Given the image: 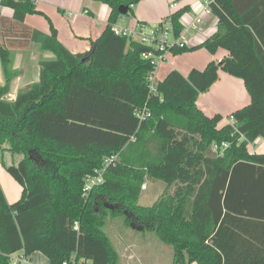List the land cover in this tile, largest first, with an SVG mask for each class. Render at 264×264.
Masks as SVG:
<instances>
[{
	"label": "trees",
	"instance_id": "obj_1",
	"mask_svg": "<svg viewBox=\"0 0 264 264\" xmlns=\"http://www.w3.org/2000/svg\"><path fill=\"white\" fill-rule=\"evenodd\" d=\"M96 1L109 7L107 23L90 49L72 53L52 24L50 33L25 25L27 14H43L34 0H1L13 10L15 32L0 44V163L21 194L9 202L0 185V264H14L19 252L29 261L35 251L50 264H120L104 230L108 213L155 230L171 247L172 264H264V153L248 150L264 138V12L255 15L253 0H210L215 30L170 51L222 48L227 55L186 75L172 68L151 86L157 64L142 54L152 47L113 30L141 0ZM188 9L158 25L170 22L177 35ZM30 40L53 58L39 63L38 80L8 99L15 75L9 47ZM219 70L241 78L249 95L225 121L196 104ZM214 142L227 146L213 156ZM3 152L21 158L8 164ZM97 172L101 182L86 188ZM145 176L165 183L151 205L139 203Z\"/></svg>",
	"mask_w": 264,
	"mask_h": 264
},
{
	"label": "crops",
	"instance_id": "obj_2",
	"mask_svg": "<svg viewBox=\"0 0 264 264\" xmlns=\"http://www.w3.org/2000/svg\"><path fill=\"white\" fill-rule=\"evenodd\" d=\"M34 3L43 14H27L24 19L25 25L43 33H50V24H52L56 28L57 39L72 53L83 52L92 47L89 39L94 41L100 36L107 23L110 11L106 4L96 0H34ZM171 3H175L173 8L170 6ZM199 3L200 0H141L132 6L133 15L123 16V19L128 23L123 28H133L136 23H142L146 26L152 24V28L182 6L188 5L189 12L197 11L200 7ZM249 6L254 8L255 15L264 12L261 11V9H264V0H253ZM12 14L13 10L2 5L0 0L1 45L5 44V33L15 32V30L10 29ZM215 24L214 16L209 17L206 21V26L212 25L213 29L216 28ZM13 37L16 39V36ZM180 55L174 56L171 54L170 60L161 71V75L157 76L156 71L155 79L162 78L168 70L177 67L175 65L177 57ZM225 55H227V52L222 48H219L214 54L210 52L208 54L202 53L201 56L204 61H200V63L195 60L193 54H189V66L179 70L186 75L191 68L202 69L208 61L214 60L217 62ZM52 58L53 55L50 52L41 49L39 43L31 40L22 48L9 47L8 70L15 75L10 81L6 97L14 99L19 88L38 80L39 63ZM218 75V79L210 88L199 94L196 104L207 115L220 113L225 121V117L234 109L249 102V95L241 78L232 76L222 70H219ZM4 80L5 76L0 60V84L4 83ZM248 150L255 153H264V138L259 137L254 142L249 143ZM143 189H146V187ZM3 192L6 197L4 190ZM6 199L9 202L14 200H9L7 197ZM21 253H14L11 257L16 258L14 256H21ZM26 263L50 264L49 259L38 251L33 252ZM194 263L197 264L196 262L190 264Z\"/></svg>",
	"mask_w": 264,
	"mask_h": 264
},
{
	"label": "rangeland",
	"instance_id": "obj_3",
	"mask_svg": "<svg viewBox=\"0 0 264 264\" xmlns=\"http://www.w3.org/2000/svg\"><path fill=\"white\" fill-rule=\"evenodd\" d=\"M118 28H123L128 23L119 17L115 24ZM152 24L146 26V31L151 29ZM92 41V39H89ZM202 53H209L205 48L191 49L183 52L177 57V63L173 69H184L190 64L189 54L195 56L197 62L204 61ZM170 60L161 61L157 64V76L164 69L165 64ZM201 63V62H200ZM180 71V70H179ZM4 153V159L8 164L17 163L21 155ZM208 154L215 155L211 149ZM143 183L146 189H142L139 196V203L142 205H151L164 189L165 183L153 177L145 176ZM0 185L6 193L9 200H16L21 194V186L6 172L0 163ZM125 213H118L112 216L107 214L105 217L104 230L110 237V241L120 254V264H172L171 247L160 240L155 230L136 229L124 223ZM131 249V250H130ZM135 252H133V251ZM14 257H17L14 256ZM21 264H28L22 262ZM195 264V263H194Z\"/></svg>",
	"mask_w": 264,
	"mask_h": 264
},
{
	"label": "built area",
	"instance_id": "obj_4",
	"mask_svg": "<svg viewBox=\"0 0 264 264\" xmlns=\"http://www.w3.org/2000/svg\"><path fill=\"white\" fill-rule=\"evenodd\" d=\"M209 1L210 0H200V7L197 11H185L184 13H182L181 29L177 33V35L173 33L170 22H164L162 26L156 25L149 31H146V25L142 23H136L133 28H118L114 26L113 30L116 34L125 35L129 38L151 46L153 50L144 52L142 56L146 59H151V61H155L156 64H158L159 62L168 59V57L171 55V47L184 48L196 45L215 30V28L213 29L212 25L209 27L206 26V21L208 20V18H212V14L209 8ZM170 6L173 8L175 6V3H171ZM155 73L156 70L149 78L151 86H153V81L155 80ZM226 146V143L218 145L214 142L211 145L210 149L212 152L217 154L220 148L222 149ZM97 173L99 174V176L90 180L86 188L90 187L89 185L91 184L101 182V173ZM142 188H145V184L142 185ZM20 261L28 262L26 257L20 256L18 259L14 260V264H19ZM61 264L92 263L90 261H85L83 263L75 261L69 263L68 261H63L61 262Z\"/></svg>",
	"mask_w": 264,
	"mask_h": 264
},
{
	"label": "water",
	"instance_id": "obj_5",
	"mask_svg": "<svg viewBox=\"0 0 264 264\" xmlns=\"http://www.w3.org/2000/svg\"><path fill=\"white\" fill-rule=\"evenodd\" d=\"M127 6H125V5H120L119 6V12L121 13V14H125L126 12H127ZM139 229H142V227H140Z\"/></svg>",
	"mask_w": 264,
	"mask_h": 264
}]
</instances>
